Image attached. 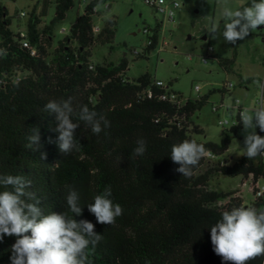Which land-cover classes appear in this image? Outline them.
<instances>
[{
    "label": "trees",
    "instance_id": "trees-1",
    "mask_svg": "<svg viewBox=\"0 0 264 264\" xmlns=\"http://www.w3.org/2000/svg\"><path fill=\"white\" fill-rule=\"evenodd\" d=\"M107 1L89 0L84 13L51 50L55 28L75 0H56L54 15L43 29L45 13L34 10L26 37L12 30L9 11L0 0V50L5 52L0 55V175H22L31 180L29 191L41 201L45 214L65 213L77 222H92L102 239L94 249L89 247L90 264H224L213 251L211 226L222 219L224 211L236 207L264 211V194L256 195L258 183L264 181V159L243 156L233 164L222 159L233 137L243 129L240 123L226 131L220 142L198 139L204 130L192 117L209 103L215 90L185 100L171 84L158 85L149 73L128 79L126 58L118 63L91 61L95 46L113 49L117 20H108L98 32L93 25L96 8ZM250 4L248 0L239 9ZM160 32L157 25L149 38L152 43L139 57L147 58L157 47ZM237 45L238 41L232 59L218 58L226 72L233 69ZM250 82L242 79L247 85ZM262 97L264 100V88ZM69 99L76 113L86 105L111 126L95 134L73 115V122L79 124L77 148L64 154L56 143L55 114L45 111V105ZM34 127L41 137L38 151L26 147ZM257 134L261 136L260 129ZM140 139L146 142V151L136 156L134 149ZM184 140L203 144L212 155L206 154L190 177L176 172L179 165L170 158L172 146ZM41 153H46V159L41 160ZM221 175L249 181L253 200L245 203L233 192L210 189L212 179ZM109 186L110 199L123 212L114 224L102 225L87 205ZM73 190L82 208L78 216L67 204ZM15 241V236L0 241V264H11ZM247 264H264V255Z\"/></svg>",
    "mask_w": 264,
    "mask_h": 264
},
{
    "label": "rangeland",
    "instance_id": "rangeland-1",
    "mask_svg": "<svg viewBox=\"0 0 264 264\" xmlns=\"http://www.w3.org/2000/svg\"><path fill=\"white\" fill-rule=\"evenodd\" d=\"M56 0H2L12 20V30L25 31L29 15L36 10L44 11L41 29L49 23L54 15ZM248 0H227L233 10L239 9ZM167 3L179 2L180 8L174 22L168 21L164 15L152 8L146 0H108L96 8L93 18L95 31L102 29L110 19H116L118 29L113 49L108 45H97L93 49L91 61L94 64L104 62L118 63L122 58L129 62L126 77L136 80L149 73L155 81H162L165 86L182 94L185 100L196 99L215 90L210 95L209 103L196 112L192 120L204 130L199 140L220 142L223 135L232 127L237 112L232 110L237 100L243 108L254 109L259 106L262 89L257 81L264 85V25L259 26L244 40H238L235 64L232 71L226 72L218 58L232 59L235 45L209 38L208 29L215 21L223 28V0H166ZM89 0H75L74 7L66 14L65 19L55 28V41L64 39L71 25L82 15ZM21 12L26 17L19 18ZM208 17L206 18L205 16ZM160 25L159 44L147 58L139 57L148 46L152 30ZM65 29L66 32L62 30ZM145 29L149 33H145ZM212 47L213 51H209ZM207 58V62H204ZM243 80H251L247 85ZM230 84L232 87H230ZM200 87L197 92L196 88ZM226 90V92H222ZM217 109V111H216ZM228 120L231 124L223 126ZM259 128L257 127L256 132ZM245 133L242 129L237 137H233L229 150L222 159L233 164L243 157ZM210 189L222 192H233L243 198L245 203L253 200L249 181L241 177L215 176Z\"/></svg>",
    "mask_w": 264,
    "mask_h": 264
},
{
    "label": "clouds",
    "instance_id": "clouds-1",
    "mask_svg": "<svg viewBox=\"0 0 264 264\" xmlns=\"http://www.w3.org/2000/svg\"><path fill=\"white\" fill-rule=\"evenodd\" d=\"M223 3V28L213 21L207 31L210 39L223 37L224 42L235 45L238 40H244L264 25V0H251L249 6L235 10L227 5V0H223ZM4 54V50H0V55ZM257 87L264 88V85L257 81ZM45 111L55 114L57 126L54 131L59 134L56 143L64 154L77 148L75 132L79 124L73 122V115H78L79 120L88 124L95 134L111 126L110 121L89 110L86 105L76 113L71 99L49 101ZM239 119L245 133L243 156L248 159L264 156V137L256 132L257 127L264 132V100L254 109L240 111ZM31 132L26 147L38 151L42 147L38 127L32 128ZM48 142L52 143L51 138ZM145 151L146 142L138 140L134 155L142 156ZM206 154L203 144L184 140L172 146L170 158L179 165L176 172L190 177L193 168ZM40 158L46 159V153H41ZM31 183L22 175H0V187L4 188L0 191V241L5 236L16 237L11 246V264H90L89 247L94 249L102 239L101 234L95 231V225L87 220L77 222L65 213L45 214L39 206L41 201L29 191ZM111 195L109 186L94 197L93 203L87 205L99 224H114L116 217L122 215V207L113 204ZM78 200V193L70 191L67 204L75 216L82 212ZM210 239L213 251L224 264H247L264 255V211L243 206L224 211L222 219L211 226Z\"/></svg>",
    "mask_w": 264,
    "mask_h": 264
},
{
    "label": "built area",
    "instance_id": "built-area-1",
    "mask_svg": "<svg viewBox=\"0 0 264 264\" xmlns=\"http://www.w3.org/2000/svg\"><path fill=\"white\" fill-rule=\"evenodd\" d=\"M146 2L148 3V5H150L152 8H154V10L158 13H161L162 15H164V17L170 21V22H174L176 14H177V10L180 8V4L179 2H173V3H167L166 0H146ZM26 17V13L25 12H21L19 14V18H23ZM63 32H66L65 29L62 30ZM145 33H149L148 29L144 30ZM21 35L22 37H26V32L25 31H21ZM152 41L149 40L148 44H151ZM25 46H28V42H24ZM209 51H213V48L210 47ZM204 62H207V58H204ZM263 66H264V60H263ZM158 85H164V83L162 81H158L157 82ZM230 87H232V85L230 84ZM196 91L199 92L200 91V87L196 88ZM263 100V97L261 98V100H259L258 102L260 103V101ZM244 108L241 105V102L239 100H237V103L235 106L232 107L233 111L237 112V116L236 119L233 120L232 122V127L233 126H237L240 123V119H239V112L242 111ZM227 122V123H225ZM231 124L228 120H225L224 122H222L223 126L229 125ZM261 136L264 137V132H261ZM207 156L210 157L212 156L211 153H207ZM261 158L264 159V156H260ZM256 195L257 197H261L264 194V181H260L256 187Z\"/></svg>",
    "mask_w": 264,
    "mask_h": 264
},
{
    "label": "water",
    "instance_id": "water-1",
    "mask_svg": "<svg viewBox=\"0 0 264 264\" xmlns=\"http://www.w3.org/2000/svg\"><path fill=\"white\" fill-rule=\"evenodd\" d=\"M261 29L264 28V27H260Z\"/></svg>",
    "mask_w": 264,
    "mask_h": 264
}]
</instances>
